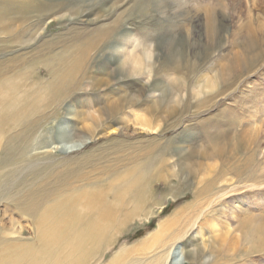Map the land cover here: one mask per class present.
<instances>
[{
	"label": "rangeland",
	"instance_id": "obj_1",
	"mask_svg": "<svg viewBox=\"0 0 264 264\" xmlns=\"http://www.w3.org/2000/svg\"><path fill=\"white\" fill-rule=\"evenodd\" d=\"M0 7L9 32L1 60L22 56L24 90L35 84L41 97L36 135L66 127L91 141L72 154L30 152L4 184L14 199L0 198V264H35L38 254L39 264H264V237L246 225L251 218L264 225V155L243 135L247 125L264 124V0H0ZM133 56L142 59L138 72L127 64ZM69 73L63 84L55 78ZM223 74L232 75L227 85ZM218 143L232 154L228 168L214 156ZM195 149L208 158L201 172L191 168V185H179L191 167L181 158ZM220 168L228 187L196 195ZM137 174L141 195L130 184ZM55 188L59 194H49ZM73 203L78 220L46 249L41 216ZM109 206L116 221L102 220L105 231L89 236L86 223Z\"/></svg>",
	"mask_w": 264,
	"mask_h": 264
},
{
	"label": "bare ground",
	"instance_id": "obj_2",
	"mask_svg": "<svg viewBox=\"0 0 264 264\" xmlns=\"http://www.w3.org/2000/svg\"><path fill=\"white\" fill-rule=\"evenodd\" d=\"M0 10L1 12H3L4 11L3 7H0ZM6 16L7 15L2 14V17H0V25L2 23L4 24ZM209 32L211 35H214L215 30L213 26L209 27ZM8 33H9L8 30L4 26H0V53L1 54L3 53L5 54V51L7 49L5 45L6 39L4 38V36ZM261 33H263V31ZM14 37H18V36L15 35ZM254 48H255L254 45L250 46L247 44L246 52L251 54V52L254 51ZM2 58L3 57H0V60ZM127 64L129 66V69H131L132 72H138L140 71V66L142 65V59H140L139 57L137 58L133 56L130 58ZM23 68H24V64H23L22 56H15L12 59H7V60L3 59L0 61V198L1 197L5 198L6 194L8 193L7 195L9 194L10 195L9 197H7V200L9 198L14 199V195L11 194L9 190L7 191V193L5 192V194L3 193L4 184L6 182L8 183L9 180L14 175H16V173H18V170L21 169L19 167L24 165L23 161L26 157H28L27 155H29L30 152L52 148L62 154L63 153L72 154V153H77V152L82 151L91 143L89 139L82 138V137H75L72 131L66 127L60 128L58 130V134L57 132H54L51 134L49 133V135H46V134L38 135V136L36 135V131L38 130V128L42 126V121L45 118V116L37 117V118L35 117V115L36 114L38 115L39 113L38 109L35 106L37 102L41 101V97L39 96L38 92L34 90L35 84L32 85V90L30 88L24 90L25 81H24V69ZM231 68L232 66L230 65L229 68H227L228 71H232ZM72 76H74V73H69L66 76H61L60 77L61 79H59V77H55V78L57 79V81H60V83L63 84L69 79V77H72ZM229 78H232V75L230 76L229 74L228 75L223 74L221 77V80L222 82H224V84H226L225 80ZM52 86L53 84L49 87V89H51ZM94 122H96V120H94ZM243 135H246L247 140H248L247 142L250 147H253V149L254 148L258 149V151L259 150L263 151L262 154L264 155V124L261 125L260 127L258 126L257 123L252 124V125H247L246 129L243 130ZM216 146L214 149V152H215L214 156L218 159V161L220 162L219 164H221L222 168L223 167L225 168V166L228 168L229 167L228 165L231 160L230 156L232 154L229 155V152L227 151V147L225 148V146H222L219 143ZM47 152L49 151L48 150L44 151V153H47ZM252 152H254V150ZM37 154H40V153H37ZM206 158H208V156L204 154L203 152H200L197 149L191 151L187 156L181 158L180 162L182 161L188 162L191 167L189 168L190 171L188 172V175L186 174L185 171L181 172L185 176L184 178L181 177L182 179L179 185H181L182 182L184 183L187 182L186 184L191 185L189 181L191 180L190 178L192 177V175L195 174L197 177V174L193 173L192 171L193 169L191 168H197L199 169L198 171L201 172L204 166L203 160H205ZM222 168H220L219 172H217L215 176L212 175L213 176L212 177L210 175L211 177L209 176V178H212V179L206 181V184L201 190H199L198 188L195 194L198 195V193L202 194L203 192L208 193L214 189H218L219 188L218 186L220 185L222 186V189L223 187H228V179H225V176L227 173H226V170H223ZM32 171L33 169L31 170V172ZM190 172L193 174H190ZM20 174L21 172L18 173L17 175H20ZM241 174L242 173L240 171H236L234 175L235 177L236 176L240 177ZM141 175L142 174H137V176L139 177L136 178L135 176V179H133L131 183H130V180L128 181V183L131 184L132 189H135L138 195H141L143 193V190H144L143 188L145 185V182H143V177ZM26 185L27 184L25 182L21 181V182L16 183L13 189L16 186V188H18V194H19L20 188L25 187ZM222 189L218 191L220 192ZM49 194H54V195L59 194V189L58 188L52 189L49 192ZM183 195H189V194H182V196ZM226 195L227 193H222L218 196V199L221 200ZM118 196L120 197L121 195L119 194ZM180 196L181 195L176 196V197L178 198ZM74 203H73V207L68 206L66 209H63L62 207L65 208L67 205L66 206H62V205L51 206L48 209H46L45 213L41 216V219L38 222V225L40 227L39 232L41 234L40 238H44V240L46 241V244H45L46 249H48L49 247L52 248L58 239L62 238L64 235H66L67 232H69L68 230L69 224L67 223L69 219H73V220L76 219L75 222L78 220L77 219L78 216L75 214L76 204ZM238 205H241V202L239 201L233 202L234 208L240 207ZM91 207L100 210V208L94 202L91 203ZM106 209H107L106 211L101 212V213L96 212L94 217L86 223L84 229L87 230V234L89 236H94L95 238H97L102 234V232L105 231L106 228L101 224L102 220L105 219V220H109L110 222L116 221L117 219L116 211L117 210H113L110 206L106 207ZM258 220L259 219L251 218L248 220V224L246 225L251 227L253 231H255L256 233L264 237V225H261L259 223L260 220L259 221ZM73 224L70 227H72ZM76 227H78V225H76ZM228 237L229 236H227L226 238ZM232 244H233V239L230 243V246H232ZM81 250L85 253L83 247H81ZM33 257H34L33 263L39 264L38 261H39L40 254L33 256ZM169 257H170V254H169Z\"/></svg>",
	"mask_w": 264,
	"mask_h": 264
}]
</instances>
